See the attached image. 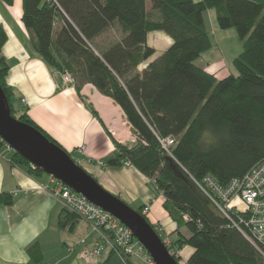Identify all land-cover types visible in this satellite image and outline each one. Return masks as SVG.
Instances as JSON below:
<instances>
[{
  "label": "trees",
  "instance_id": "1",
  "mask_svg": "<svg viewBox=\"0 0 264 264\" xmlns=\"http://www.w3.org/2000/svg\"><path fill=\"white\" fill-rule=\"evenodd\" d=\"M209 8L217 25L234 27L241 41L232 58L236 74L217 78L194 62L213 46L204 18ZM21 9L31 48L49 66L68 72L77 88L91 83L120 107L135 140L114 141L103 162L129 161L153 180L175 223L176 238L167 245L175 260L178 248L188 244L193 252L184 264H264L256 247L219 212L213 202L218 197L205 180L224 188L264 158V0H21ZM113 23L118 38L95 43ZM152 30L167 34L171 43L150 59L154 49L146 36ZM5 39L0 25V51ZM7 71L0 53V85L11 115L58 144L24 109L13 107ZM166 137L173 143L164 148L160 140ZM9 160L30 175L45 174L12 149ZM0 200L10 203L11 197ZM147 205L137 207L144 217ZM101 264L121 262L109 252Z\"/></svg>",
  "mask_w": 264,
  "mask_h": 264
},
{
  "label": "crops",
  "instance_id": "2",
  "mask_svg": "<svg viewBox=\"0 0 264 264\" xmlns=\"http://www.w3.org/2000/svg\"><path fill=\"white\" fill-rule=\"evenodd\" d=\"M148 10L157 16L156 10L149 6ZM21 15V0H0V25L6 34L0 53L8 64L5 81L12 91L13 107L24 109L61 147L74 154L78 164L103 188L128 205L148 204L145 214L148 222L157 227L158 234L168 243L174 240L175 223L162 207L164 198L153 180L150 183L154 191H150L146 187L148 178L131 164L107 166L103 162L113 152L115 139L108 130L109 117L99 108L96 98L101 95L112 104L113 100L99 93L91 83L77 88L65 82L62 72L49 66L31 48ZM205 16L209 18L211 33L216 36L218 29L212 11L207 9ZM59 25L55 24V29ZM118 35L119 27L113 23L94 42L105 45ZM146 43L154 49L152 59L170 45L171 38L162 31L152 30L147 33ZM219 63L214 68L208 60L197 65L217 77ZM80 145L84 146L82 152L76 148ZM10 154L11 148L0 145V196L11 197L10 203L0 200V264H101L106 252L90 257L86 263L79 256L80 240L84 239L86 248H90L98 232L76 214L65 211L56 197L42 189L52 184L49 175L28 174L21 165L9 160ZM15 189L18 191L13 193ZM156 201L157 205L153 206ZM192 252L191 246L182 245L176 251L177 262L184 264Z\"/></svg>",
  "mask_w": 264,
  "mask_h": 264
},
{
  "label": "built area",
  "instance_id": "3",
  "mask_svg": "<svg viewBox=\"0 0 264 264\" xmlns=\"http://www.w3.org/2000/svg\"><path fill=\"white\" fill-rule=\"evenodd\" d=\"M62 79L70 85L75 83L73 77L66 71L62 72ZM21 102H24V99H21ZM109 132L114 136L110 128ZM134 140L135 136L132 134L130 142ZM160 142L166 148L173 143V139L166 137ZM124 165H130L129 161H124ZM50 180L52 184L42 186V189L56 197L64 209L76 214L98 232V238L90 248H86L84 239L80 240L79 256L82 261L86 263L90 257L112 252L121 264H155L143 245L116 217L54 177L50 176ZM205 180L218 197L219 202L215 200L213 202L219 212L227 217L264 257V158L256 162L243 176L232 178L224 188L216 185L208 177ZM16 191L18 190L15 189L13 193ZM147 210L148 205L141 212L145 215ZM183 216L186 218V215ZM161 239L165 245L168 243V240Z\"/></svg>",
  "mask_w": 264,
  "mask_h": 264
},
{
  "label": "water",
  "instance_id": "4",
  "mask_svg": "<svg viewBox=\"0 0 264 264\" xmlns=\"http://www.w3.org/2000/svg\"><path fill=\"white\" fill-rule=\"evenodd\" d=\"M0 138L31 165L116 217L143 245L155 264H179L143 215L103 188L63 147L49 140L39 129L11 115L1 85Z\"/></svg>",
  "mask_w": 264,
  "mask_h": 264
},
{
  "label": "rangeland",
  "instance_id": "5",
  "mask_svg": "<svg viewBox=\"0 0 264 264\" xmlns=\"http://www.w3.org/2000/svg\"><path fill=\"white\" fill-rule=\"evenodd\" d=\"M209 9L212 11V16L216 23L214 8H209ZM205 24H206V28L210 31L209 33H211L212 31H211V27L209 23V18L208 17L206 18V16H205ZM216 27L218 29V33H215L216 36H214L212 33L210 34L212 43L215 44V46H212L208 50L203 51L200 54V56L194 60V62L196 64L201 65L202 63H204L205 60H208V62L210 63V67L214 68L215 64L219 63V60H220V63H219L220 65L217 70L218 71L217 78H221L229 73L236 74V70L232 64V58L238 53L239 50H241V41L238 38L234 27L220 28L218 25ZM219 55H221L222 58H219ZM113 105H115V103H113ZM117 109L120 113V116L125 122L128 133H127V136L123 139L116 138L115 136H112L111 134L110 135L115 139L114 141L116 142H120V143L130 142L131 136H132L130 126L126 122L123 112L121 111L119 106L117 107ZM80 146L82 147L78 146L76 148L77 150H80L82 152L84 150V146L83 145H80ZM71 155L73 156V160L76 161V159L74 158V154H71ZM76 163L78 162L76 161ZM146 187L150 191H154V187L150 183L149 178H148V181L146 182ZM129 206L137 210V204L135 203L129 204Z\"/></svg>",
  "mask_w": 264,
  "mask_h": 264
},
{
  "label": "bare ground",
  "instance_id": "6",
  "mask_svg": "<svg viewBox=\"0 0 264 264\" xmlns=\"http://www.w3.org/2000/svg\"><path fill=\"white\" fill-rule=\"evenodd\" d=\"M96 103L102 112L108 115L109 128L111 129L113 135L119 139L125 138L127 136L128 130L117 109L118 106L113 105L108 98H105L101 95L96 98ZM156 205L157 201L153 204V206ZM150 217L152 218L153 216L150 214Z\"/></svg>",
  "mask_w": 264,
  "mask_h": 264
}]
</instances>
